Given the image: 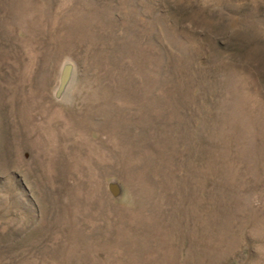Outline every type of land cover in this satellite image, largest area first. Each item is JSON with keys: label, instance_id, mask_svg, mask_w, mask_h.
Masks as SVG:
<instances>
[{"label": "rangeland", "instance_id": "rangeland-1", "mask_svg": "<svg viewBox=\"0 0 264 264\" xmlns=\"http://www.w3.org/2000/svg\"><path fill=\"white\" fill-rule=\"evenodd\" d=\"M0 264H264V0H0Z\"/></svg>", "mask_w": 264, "mask_h": 264}, {"label": "water", "instance_id": "water-1", "mask_svg": "<svg viewBox=\"0 0 264 264\" xmlns=\"http://www.w3.org/2000/svg\"><path fill=\"white\" fill-rule=\"evenodd\" d=\"M71 71H72V65L70 63L65 64L64 69L61 73L60 86H59V89L57 91V96H59L62 93L63 88L68 83V81L70 79ZM109 189H110V191L114 197H118L121 193V189H120L119 185L115 182H112L109 184Z\"/></svg>", "mask_w": 264, "mask_h": 264}]
</instances>
